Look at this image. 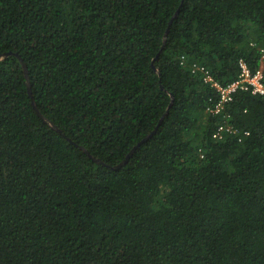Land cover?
<instances>
[{"label":"trees","instance_id":"trees-1","mask_svg":"<svg viewBox=\"0 0 264 264\" xmlns=\"http://www.w3.org/2000/svg\"><path fill=\"white\" fill-rule=\"evenodd\" d=\"M262 56L264 0H0V264H264V97L205 81Z\"/></svg>","mask_w":264,"mask_h":264},{"label":"built area","instance_id":"built-area-1","mask_svg":"<svg viewBox=\"0 0 264 264\" xmlns=\"http://www.w3.org/2000/svg\"><path fill=\"white\" fill-rule=\"evenodd\" d=\"M263 56L260 60V64L256 70L251 71L249 67L240 61L238 78L223 87L214 82L210 77H206L205 81L210 83L215 89L217 94V100L214 103L211 112L218 114L226 105L231 103L234 99V95L237 92H250L253 95H260L264 97V63H262ZM228 131L224 126H218L213 134V138H217L223 131ZM247 135V133H245Z\"/></svg>","mask_w":264,"mask_h":264},{"label":"water","instance_id":"water-1","mask_svg":"<svg viewBox=\"0 0 264 264\" xmlns=\"http://www.w3.org/2000/svg\"><path fill=\"white\" fill-rule=\"evenodd\" d=\"M167 32H168V30H166V32H165V34H164V42H163V44L165 43V40H166V36H167ZM163 48V47H162ZM19 58V57H18ZM20 60V62H21V64H22V67H23V70H24V73L25 74H27V72H26V65L22 62V60L21 59H19ZM28 93H29V95H30V88H29V86H28ZM32 106H33V109H34V111L36 112V114L46 123V120L40 115V113L37 111V109H36V107H35V104H34V102L32 101ZM52 125V124H51ZM53 126V125H52ZM53 128H55L54 126H53ZM155 131V130H154ZM154 131H153V133H154ZM149 137H150V135H148V136H146L143 140H141V141H139L131 150H130V152L127 154V156L125 157V159L122 161V162H120L118 165H116V166H109V165H107V164H105V163H103L101 160H98V159H95V158H92V161L93 162H96V163H98V164H101V165H103V166H105V167H109L110 169H112V170H118L120 167H122L123 165H125L126 164V162L128 161V159L132 156V154H133V152L142 144V143H144V142H146L148 139H149ZM87 153V152H86ZM90 158V157H89Z\"/></svg>","mask_w":264,"mask_h":264}]
</instances>
